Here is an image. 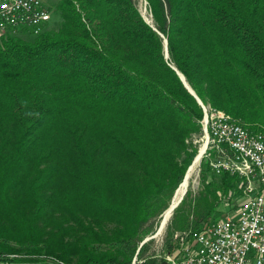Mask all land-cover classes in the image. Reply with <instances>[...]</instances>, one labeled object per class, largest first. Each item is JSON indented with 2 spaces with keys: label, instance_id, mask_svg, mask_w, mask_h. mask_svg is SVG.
Returning a JSON list of instances; mask_svg holds the SVG:
<instances>
[{
  "label": "trees",
  "instance_id": "16d2710c",
  "mask_svg": "<svg viewBox=\"0 0 264 264\" xmlns=\"http://www.w3.org/2000/svg\"><path fill=\"white\" fill-rule=\"evenodd\" d=\"M144 1L150 22L136 0H58L57 26L0 35V264H166L140 241L196 155L202 116L171 66L207 111L264 131V0ZM200 166L194 217L187 190L166 239L241 193Z\"/></svg>",
  "mask_w": 264,
  "mask_h": 264
},
{
  "label": "built area",
  "instance_id": "2783aa9c",
  "mask_svg": "<svg viewBox=\"0 0 264 264\" xmlns=\"http://www.w3.org/2000/svg\"><path fill=\"white\" fill-rule=\"evenodd\" d=\"M48 16L42 0H0V35L23 26L37 32ZM211 123L214 143L206 144L205 131L201 155L213 173L237 177L241 196L232 215L175 235L166 264H264V131L235 127L234 120L215 107ZM248 176H255V183H248Z\"/></svg>",
  "mask_w": 264,
  "mask_h": 264
},
{
  "label": "rangeland",
  "instance_id": "374dc122",
  "mask_svg": "<svg viewBox=\"0 0 264 264\" xmlns=\"http://www.w3.org/2000/svg\"><path fill=\"white\" fill-rule=\"evenodd\" d=\"M58 0H42V2H43V4L46 6V8L49 10V16H48V18L44 21V23L42 24L43 26L42 27H44V26H57L58 25V23H59V16H57V13L55 12L56 11V7H55V4H56V2H57ZM136 6H137V8H138V10H139V12H140V14H141V16L143 17V19H147L148 20V22H150V16H149V12H148V9H147V7H146V4H145V1L144 0H136ZM167 56V55H166ZM202 103V102H201ZM200 105V104H199ZM202 106H207V105H205V104H201L200 105V108L202 107ZM206 111H207V109L206 108H204ZM201 111H202V109H201ZM208 112H210V113H212V110L211 111H207V113ZM209 114V113H208ZM201 118H202V116H201ZM204 127H203V121H201V127H200V134L198 135V136H195L194 138H193V141L196 143V149H195V153L197 154L198 153V150H199V148H200V146H201V140H203V138H204V136H205V132H204ZM202 130V131H201ZM202 132V133H201ZM209 143V142H208ZM195 153H194V155H195ZM193 155V156H194ZM196 156V155H195ZM194 156V157H195ZM205 158L206 160H207V158L205 157V156H203V155H201V153H200V159H199V163L197 162V164L195 165V168L192 170L193 172H191V175L189 176V178H188V180H187V187L185 188V190H184V193H186V191L188 190V193H187V195H186V198H185V203H184V211L186 212L187 211V214H188V217L191 219V218H193L194 217V213L192 212V211H190V210H192L193 209V207L196 205V203H197V201H198V197L197 196H194V195H196L197 194V192L199 191V188L201 187V181H200V173H201V166H200V160H201V158ZM193 158V157H192ZM194 159V158H193ZM193 159H191L192 161H193ZM190 160V162L192 163V161ZM188 163V165L189 164H191V163ZM187 165V166H188ZM207 165H208V163H207ZM186 166V167H187ZM197 167V168H196ZM186 169V168H185ZM184 172H186L185 170H184ZM208 173V172H207ZM207 179V178H206ZM189 181V182H188ZM184 193H183V195H184ZM182 195V196H183ZM241 195L240 194H234L231 198H230V200L229 201H231V202H229V203H224V206L221 204V208L222 207H227V209H224L223 210V208H222V210H220V211H218V212H216V211H214L212 214H211V217L209 218V220L207 221V222H209V221H211V220H214V219H218V218H220V217H222V216H224V215H232L233 214V212H234V210H235V206H236V201L238 200V198L240 197ZM182 198V197H181ZM237 199V200H236ZM223 202H225V201H223ZM232 202H234V204H231ZM178 204V203H177ZM176 204V205H177ZM175 205V206H176ZM233 205V206H232ZM174 206V207H175ZM229 206H231V207H229ZM220 208V209H221ZM173 209V208H172ZM171 209V210H172ZM219 209V208H218ZM165 210V209H164ZM163 210V211H164ZM163 211H162V213H163ZM172 211H170V213H171ZM160 214V217H159V220H158V222H157V224H156V226H155V229H154V231L151 233V234H149V235H146V237H148L147 239H149L150 238V241H149V243H148V245H147V247H146V250H145V254H149V253H151L152 251H154L155 253H156V256H161L162 258H164L165 257V255H166V253H164V246H165V243L166 242H169V243H171V241H172V248H171V250L169 251V253L170 252H172L173 250H174V248H175V240H174V236L175 235H177V234H179L180 232H182V231H185L187 228H185V229H182V230H175L174 232H173V234L170 236V237H168V239H166V237H167V235H166V233H165V227H166V223H167V221H168V219L170 218V216H171V214H169V216H168V218L166 219V221H165V225L163 224L162 225V227L160 228V230L157 232V233H154L155 231H156V229H157V227H158V224H159V222L161 221V218H162V216L161 215H163V214ZM213 217V218H212ZM206 222V223H207ZM145 237V236H144ZM146 239V240H147ZM173 242H174V244H173ZM165 259V258H164Z\"/></svg>",
  "mask_w": 264,
  "mask_h": 264
},
{
  "label": "bare ground",
  "instance_id": "6f19581e",
  "mask_svg": "<svg viewBox=\"0 0 264 264\" xmlns=\"http://www.w3.org/2000/svg\"><path fill=\"white\" fill-rule=\"evenodd\" d=\"M205 107L203 106V109ZM202 121V120H201ZM205 123V126H204ZM234 126L235 127H242L241 125L237 124L234 122ZM203 127H204V132L206 131V144H213L214 143V136H215V129L213 127V124L211 123V113H207V111L205 110V113L203 114ZM209 142V143H208ZM203 144H201L198 153L196 154V156L194 157L192 163L188 166L185 175L182 178V182H180L172 196V201L171 203L174 204L176 202V200L178 199V197L180 195H182L183 191L185 190V188L187 187V180L189 178V176L191 175V172H193L192 170L195 168V165L197 164V162L199 163V157H200V153L203 149ZM197 168V167H196ZM189 182V181H188ZM248 183H255V176H248ZM169 208H167V210L164 211V213H162L163 215L161 218L162 223L164 224L166 219L168 218L170 213ZM165 225V224H164Z\"/></svg>",
  "mask_w": 264,
  "mask_h": 264
},
{
  "label": "water",
  "instance_id": "95a60500",
  "mask_svg": "<svg viewBox=\"0 0 264 264\" xmlns=\"http://www.w3.org/2000/svg\"><path fill=\"white\" fill-rule=\"evenodd\" d=\"M146 22H148V20L147 19H144ZM166 41H165V38H163V56L164 57H166V55H167V52H166ZM174 70H175V72H176V74L178 75V77H179V79L181 80V82H182V84H183V86L186 88V90L195 98V100L197 101V103H199L200 105L202 104L201 103V101H200V99L196 96V94L193 92V90L189 87V85L186 83V81L184 80V77H183V75L180 73V72H178L173 66H171ZM187 168H188V166L186 167V169H185V171L187 170ZM185 175V172L183 173V176ZM183 176H182V178H183ZM181 178V179H182ZM178 184H179V182H178ZM177 184V185H178ZM177 185H176V187L174 188V190H173V193H172V195H171V198H170V201H169V204H168V206L166 207V208H169L170 210L180 201V199H181V197H182V195H183V193H184V191H183V193H182V195H180L179 197H178V199L176 200V202L174 203V204H172L171 203V201H172V196H173V194H174V192H175V190H176V188H177ZM165 208V209H166ZM162 225H163V223H162V221H160L159 222V224H158V227H157V229H156V231L154 232V233H157L159 230H160V228L162 227ZM148 237H143V239L140 241V243L142 242V241H144V240H146Z\"/></svg>",
  "mask_w": 264,
  "mask_h": 264
}]
</instances>
